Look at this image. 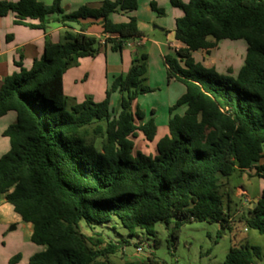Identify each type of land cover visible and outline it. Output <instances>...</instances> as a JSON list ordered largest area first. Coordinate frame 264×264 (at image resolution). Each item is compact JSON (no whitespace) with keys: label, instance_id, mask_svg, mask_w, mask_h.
Listing matches in <instances>:
<instances>
[{"label":"trees","instance_id":"16d2710c","mask_svg":"<svg viewBox=\"0 0 264 264\" xmlns=\"http://www.w3.org/2000/svg\"><path fill=\"white\" fill-rule=\"evenodd\" d=\"M170 4L183 15L174 25L176 58L164 57L166 79L185 91L169 108L168 134L152 156L133 154L138 131L147 142L157 132L153 119L131 111L132 102L151 92L145 53L135 55L125 76L114 78L101 103L88 98L68 112L62 85L78 60L99 53V40L86 33L89 26L110 36L105 47L113 52L143 38L133 16L138 0H104L98 8L82 6L69 14L60 0L50 6L37 0L0 2V17L14 14L15 25L45 32L55 22L64 28L63 42L47 41L29 70L20 68L0 87V118L16 115L2 134L9 150L0 158V198L32 226L31 243L44 247L27 264H112L110 257L127 243L86 237L81 224L109 230L116 218L132 236L136 229L152 235L155 224L173 222L176 240L184 222H229L222 190L234 173L252 171L264 183V0ZM150 8L164 16L154 3ZM114 15L126 22L112 21ZM226 40L246 44L236 78L192 58ZM115 92L121 97L117 115L109 112ZM181 107L182 116L172 115ZM247 215V228L264 235V187ZM260 257L259 247L246 244L230 248L223 264H255ZM20 260L17 255L8 264ZM125 264L158 263L147 257Z\"/></svg>","mask_w":264,"mask_h":264},{"label":"rangeland","instance_id":"374dc122","mask_svg":"<svg viewBox=\"0 0 264 264\" xmlns=\"http://www.w3.org/2000/svg\"><path fill=\"white\" fill-rule=\"evenodd\" d=\"M148 3L147 0H139L137 11L140 20L139 28L144 39L147 40L145 44L149 47L152 41L161 42L164 46L166 45L167 56L176 58L175 50L178 49V45L173 38L167 39V34L154 29L161 22L160 19L158 22L150 20ZM88 30L91 36L96 39L101 34L98 25L89 26ZM61 34L62 38L59 42H63V30ZM169 44H173V47L168 48ZM144 47L138 48L135 52H146L145 85L151 89V92L139 96L132 102L131 111L134 113L138 109L150 116V112L156 110L157 132L154 140L147 142L143 134L138 131L136 138L133 139V154L141 152L154 156L156 144L167 134L168 130L167 125L164 126L162 121L165 118L169 119V108L180 98L179 89L183 88L181 85L171 82V86L167 90L168 83L162 73V68L165 69L164 59L159 58L154 52L147 53L148 51H145ZM245 50L246 44L243 41L226 40L220 42L218 49L212 51L211 59L206 58L205 52L202 53L203 59H201L200 52L193 53L192 58L204 68H207V64L211 60L215 63L213 69L218 75L236 78L238 69L243 65L241 58L242 56L244 58ZM122 51L128 52L130 58H134V53L125 50V47ZM240 61L241 63H238ZM106 64H109V61H105L101 52L93 59H80L75 66L69 68L67 74L69 77L65 80L64 86L68 112L88 98L94 103H101L106 99V92L110 90L114 81L113 76L106 73ZM75 98L78 100L77 103ZM120 98L118 92L110 95V114L117 115L121 111ZM184 112L185 108L181 107L172 115L182 116ZM136 123H138L137 120ZM252 175V171L236 172L231 176L229 185L222 190L224 208H226L228 216L232 218L226 225L187 221L183 223L176 240L172 236L173 222H170L168 226L164 223L155 224L152 235L136 229L130 236L116 218L112 220L113 227L109 230L103 229L104 226L100 225H93L91 229H87L81 224L79 231L84 236L93 239L98 234L103 235L102 238L106 243L125 241L127 245L123 250L110 257L112 264L142 262L147 257H153L158 264H223L230 248L246 244L261 249V257L255 260V264H264V235L247 228L244 223V218L248 216V207L250 209L253 207L255 203L252 200L259 198L261 188L264 187L263 181L252 177ZM238 188H242L248 196L246 197L248 203L244 208L241 206L243 199L235 196ZM3 218L0 220V264H8L17 255L21 257L19 264H27L34 254L44 251V247L31 243L30 231L24 228L23 224L20 222L15 224L10 219ZM12 228L14 230H11ZM138 247L142 249V252L136 251Z\"/></svg>","mask_w":264,"mask_h":264},{"label":"crops","instance_id":"0c3cea01","mask_svg":"<svg viewBox=\"0 0 264 264\" xmlns=\"http://www.w3.org/2000/svg\"><path fill=\"white\" fill-rule=\"evenodd\" d=\"M18 0H0V2H8V3H16ZM38 2L50 6L55 0H37ZM61 1V8L65 14L72 13L76 11L78 8L82 6H86L89 8H98L101 3L104 0H60ZM114 1V0H111ZM139 1V0H138ZM149 1L148 7H149V18L152 22H155L160 19V24L158 26L154 27V29H157L160 33L167 34V39L173 38L174 39V25L176 19L182 17V11L173 8L170 4V0H147ZM183 4H186L188 0H180ZM154 3L158 9H162L164 11V16H159L157 15L154 11L151 10L150 4ZM138 8L137 10L133 13V16L137 20V26L138 30L142 33V31L139 28V16H138ZM54 17L49 18L51 21L53 20ZM112 21L116 23H121V22H126L125 16L122 15H114L111 17ZM15 16L12 13H9L7 16L0 17V87L2 84V81L7 77L10 76L14 73H18L20 68H23L25 70H29L33 64V62L37 59H39L42 55L43 52V47L47 41H50L52 43H60V38H62V30L64 31V28L53 22L50 23L48 26V29L43 32L42 30L34 29V28H29V27H24V26H19L14 24ZM170 22V24H169ZM28 23L32 25H36V21H28ZM86 33L91 36L89 33V30L87 29ZM143 34V33H142ZM104 38V35L99 34L97 37L98 40H102ZM140 40V45L135 46V42ZM147 40L143 38L139 39H133L128 41L127 43L131 45V47H125V50H129V52L134 53L133 57L135 58V55L138 54L135 52L138 48L144 47L145 51H148L147 53H152L154 52L155 54L158 55L159 58L164 59L165 56H167V48L161 43L157 41H152L150 42V46L147 47L145 44ZM175 43L178 45V43L175 41ZM219 44H217L216 48L213 50L218 49ZM173 44H169L168 48H172ZM179 48V45H178ZM124 49V48H123ZM122 49V50H123ZM209 52V54H206V58L211 59V54L212 51ZM246 51V50H245ZM103 53L105 61H109V64H106V73H110L113 78L118 77L119 75H124L125 73L128 72L130 69L132 62L134 58H130L128 55V52L125 51H120V52H113L111 51L109 46L106 47H100L99 53ZM110 52V53H109ZM140 53H145L146 52H140ZM196 53V52H195ZM202 53L201 54V59L202 58ZM245 57V56H244ZM95 58V57H94ZM93 59V58H91ZM244 61V58L242 56L241 61ZM238 62V63H241ZM209 60L207 64V68H214V62H211ZM241 68V67H240ZM239 68V69H240ZM238 69V70H239ZM70 69H68L65 74L63 75L62 78V85H63V93L65 96V80L69 77L67 74ZM162 73L166 77V70L162 68ZM167 81V79H166ZM170 81L167 85V90H169L171 86ZM176 84H179L177 82H173ZM181 85V84H179ZM182 86V85H181ZM183 89H179V93H181V96L184 94V87L182 86ZM183 93V94H182ZM180 96V97H181ZM76 99V98H75ZM75 102L77 103L78 100L76 99ZM171 103V102H170ZM169 106V104H168ZM170 107V106H169ZM156 115L157 111L153 110L150 112V116H147L145 114V120L148 119H153L154 123L156 124ZM16 121V115L13 112L7 113L5 116L0 118V158L6 154L9 150V141L8 139L3 137V132L12 124H14ZM168 118H165L162 123L163 125H167ZM168 134V130H167ZM166 134V135H167ZM240 191V195H239ZM236 197L242 198V208L248 203L247 201V194L242 188H238L236 190ZM244 196V197H242ZM254 203H257L258 198H254L252 200ZM248 209H250L248 207ZM6 217V218H3ZM10 219L15 224H18L19 222L23 224L24 228H27L30 231V236L32 233V226L30 224H25L21 221L20 217L16 215L12 208L4 202L2 198H0V220L1 219ZM229 220H232L230 218Z\"/></svg>","mask_w":264,"mask_h":264},{"label":"built area","instance_id":"2783aa9c","mask_svg":"<svg viewBox=\"0 0 264 264\" xmlns=\"http://www.w3.org/2000/svg\"><path fill=\"white\" fill-rule=\"evenodd\" d=\"M109 37H110L109 35H104V38H103L102 40H99V41H98L99 46H100V47H105V45H106L105 40L108 39ZM134 45H135V46H139V45H140V40H138L137 42H135ZM126 46H127V47H131V45L128 44V43H126ZM136 251H137L138 253H140V252H142V249H141L140 247H138V248L136 249Z\"/></svg>","mask_w":264,"mask_h":264},{"label":"water","instance_id":"95a60500","mask_svg":"<svg viewBox=\"0 0 264 264\" xmlns=\"http://www.w3.org/2000/svg\"><path fill=\"white\" fill-rule=\"evenodd\" d=\"M11 230H14V228H12Z\"/></svg>","mask_w":264,"mask_h":264}]
</instances>
